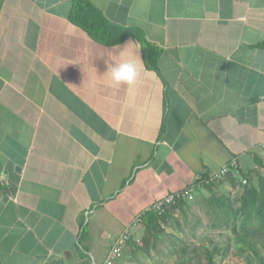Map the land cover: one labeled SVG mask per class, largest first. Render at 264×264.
<instances>
[{
    "label": "crops",
    "instance_id": "0c3cea01",
    "mask_svg": "<svg viewBox=\"0 0 264 264\" xmlns=\"http://www.w3.org/2000/svg\"><path fill=\"white\" fill-rule=\"evenodd\" d=\"M88 1L104 38L75 0H0V264H102L126 231L131 264L155 202L264 169V0ZM129 41L132 89L105 75Z\"/></svg>",
    "mask_w": 264,
    "mask_h": 264
},
{
    "label": "trees",
    "instance_id": "16d2710c",
    "mask_svg": "<svg viewBox=\"0 0 264 264\" xmlns=\"http://www.w3.org/2000/svg\"><path fill=\"white\" fill-rule=\"evenodd\" d=\"M72 19L87 27L92 35L95 36L97 34L98 37L104 38L108 27H111V23L101 10L88 0H75ZM262 167L264 168L263 163ZM236 169L239 170V174L234 177L231 175L205 184L204 189L210 192L207 197H202L206 204L205 211L212 220L211 228H227L231 230L239 255L247 252H251L254 255L253 258L246 256L247 264H264V171L243 172L239 167H236ZM225 182L231 184L233 188H239L240 195L236 201H232L229 194L222 191V188H218L219 185ZM190 209V200L182 199L162 214L148 211L143 217L147 233L143 235L142 240L145 241L146 245H149L150 236L159 238L163 232L164 225L176 220L175 216L177 214L174 213L175 211L186 215ZM198 224L197 222L193 226L194 230L198 227ZM173 237L175 238L174 243L169 246L171 256L179 253L182 255V260L179 264H193L194 257H187L190 245L185 244L177 236ZM210 241L214 244L213 248H210L207 244L203 245L206 263L218 264L216 256L223 254L224 247L214 243L212 239ZM134 243L132 245L135 248L144 245L142 243ZM142 249L144 250V248Z\"/></svg>",
    "mask_w": 264,
    "mask_h": 264
},
{
    "label": "rangeland",
    "instance_id": "374dc122",
    "mask_svg": "<svg viewBox=\"0 0 264 264\" xmlns=\"http://www.w3.org/2000/svg\"><path fill=\"white\" fill-rule=\"evenodd\" d=\"M261 171H264V169ZM223 187L222 191L229 194L232 201L238 199L240 195L239 188H233L229 183H226ZM209 194L210 192L207 189L201 193H196V195L194 193V198L190 200L191 209L186 215L175 211L174 213L177 214L175 216L176 220L164 225L163 232L159 238L150 236L149 245H146L145 241H141L144 245L142 244L143 246H139V249L136 250V256L131 264H179L182 260V255L178 253L171 256L169 252V246L174 243L175 238L173 236L179 237L185 244L190 245L187 257H194L193 264H207L203 254L205 250L203 245L207 244L210 248H213L214 244L211 243L210 239L224 247L223 254L216 256L218 264H247L246 256L253 258L254 255L251 252L243 255L238 254L231 230L210 227L212 220L205 211L206 204L203 201V198ZM197 222L199 223L198 227L194 230L193 226ZM142 235L139 237H142ZM196 250L197 252H195Z\"/></svg>",
    "mask_w": 264,
    "mask_h": 264
},
{
    "label": "clouds",
    "instance_id": "9594fccd",
    "mask_svg": "<svg viewBox=\"0 0 264 264\" xmlns=\"http://www.w3.org/2000/svg\"><path fill=\"white\" fill-rule=\"evenodd\" d=\"M141 45L135 41L126 42L123 45H114L113 51H109L106 63V72L112 83L116 87L126 85L132 89L137 84L142 69L140 59Z\"/></svg>",
    "mask_w": 264,
    "mask_h": 264
},
{
    "label": "built area",
    "instance_id": "2783aa9c",
    "mask_svg": "<svg viewBox=\"0 0 264 264\" xmlns=\"http://www.w3.org/2000/svg\"><path fill=\"white\" fill-rule=\"evenodd\" d=\"M237 163L233 162L230 165L225 166L224 168L218 170L217 172L213 173L210 177H199L197 179V185L199 187H204L205 184L211 183L212 181L223 179L228 176H236L239 174V170L236 169ZM196 187H188L182 190H178L172 193H169L162 199L155 202L150 211L157 212L158 214L164 213L169 207L175 205L179 200L187 199L192 200L194 198V192ZM147 213V212H145ZM144 213V214H145ZM132 240V235L130 231H126L120 237H117L114 245L112 246L111 251L108 254L107 259L102 264H115L116 261L121 257L123 254V250L125 245Z\"/></svg>",
    "mask_w": 264,
    "mask_h": 264
}]
</instances>
